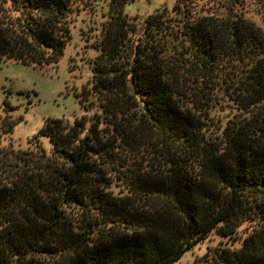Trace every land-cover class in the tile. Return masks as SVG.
I'll list each match as a JSON object with an SVG mask.
<instances>
[{
	"label": "trees",
	"instance_id": "trees-1",
	"mask_svg": "<svg viewBox=\"0 0 264 264\" xmlns=\"http://www.w3.org/2000/svg\"><path fill=\"white\" fill-rule=\"evenodd\" d=\"M188 2L140 23L110 0L74 95L85 114L23 149L0 112V264H175L211 232L232 243L190 264H264V38ZM71 15L69 0H0V63L56 64ZM219 100L231 115L213 133Z\"/></svg>",
	"mask_w": 264,
	"mask_h": 264
},
{
	"label": "rangeland",
	"instance_id": "rangeland-1",
	"mask_svg": "<svg viewBox=\"0 0 264 264\" xmlns=\"http://www.w3.org/2000/svg\"><path fill=\"white\" fill-rule=\"evenodd\" d=\"M69 1L72 5L71 39L56 64L37 67L15 60L0 63V112L3 117L10 116L15 123L9 138L23 149L46 120L66 118L72 121L86 113L74 95L91 77L89 63L98 55L96 47L101 26L107 21L110 0ZM175 3L176 0H127L125 12L132 21L141 23L155 12L172 15ZM188 5L192 15L243 18L252 23L264 38V0H189ZM223 102L217 101L210 113L209 128L213 133L223 129L231 115V110L226 109ZM93 112L87 115L91 116ZM42 144L46 149L49 147L46 137L42 138ZM225 242L232 243L231 239L211 232L175 264H190L208 248Z\"/></svg>",
	"mask_w": 264,
	"mask_h": 264
}]
</instances>
